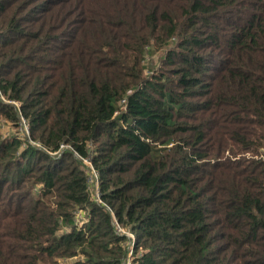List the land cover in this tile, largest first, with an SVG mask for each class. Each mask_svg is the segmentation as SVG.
Masks as SVG:
<instances>
[{"label": "trees", "instance_id": "trees-1", "mask_svg": "<svg viewBox=\"0 0 264 264\" xmlns=\"http://www.w3.org/2000/svg\"><path fill=\"white\" fill-rule=\"evenodd\" d=\"M0 96V264H264V0H0Z\"/></svg>", "mask_w": 264, "mask_h": 264}, {"label": "rangeland", "instance_id": "rangeland-1", "mask_svg": "<svg viewBox=\"0 0 264 264\" xmlns=\"http://www.w3.org/2000/svg\"><path fill=\"white\" fill-rule=\"evenodd\" d=\"M163 52L161 51H156V54L155 56L152 57H149V56H146L145 58V61H144V64H145V67H149V66H155L156 67H159L160 64L158 62V59H157V56L161 55ZM0 99L3 100L2 96H0ZM10 103V102H8ZM13 104H15L14 106L16 107L17 104L12 102ZM10 103L12 106L13 104ZM25 120L23 119H20L19 121V125L18 127H12L11 124L7 121H4V120H1V126H0V133L2 134V136H17V138L19 140H21V148H23V143H26L27 141L28 142H31L32 140H29L28 138V133L29 131L27 130V125L26 123L24 122ZM32 145L35 144L38 148L39 146L35 143V142H31ZM62 150H68V151H71V147L68 146V145H63L61 147ZM61 153L55 155L53 154L52 158L53 159H58L60 157ZM74 156L76 158L77 155L74 154ZM82 164H83V169L85 170V172L87 173V182L88 184L90 185V188H91V192L93 194V196H96L97 195V188H96V181H95V175L94 173H92L90 171V168H89V165L88 163H86L84 160H82ZM97 201H99V199L97 198ZM85 216L86 214L84 213V211L82 210H77V215H76V223L79 224V225H82L84 219H85ZM115 229L117 232L119 233H122V234H126V236L129 238L127 240V246L129 248V252L127 254L128 258L125 262V264H131V260H132V257H131V254L133 253V245H134V239H133V234L131 235L130 232L128 231H123L120 227L118 229L117 226H115ZM62 264V263H67L68 261H64V260H60V261H56L55 264Z\"/></svg>", "mask_w": 264, "mask_h": 264}, {"label": "built area", "instance_id": "built-area-1", "mask_svg": "<svg viewBox=\"0 0 264 264\" xmlns=\"http://www.w3.org/2000/svg\"><path fill=\"white\" fill-rule=\"evenodd\" d=\"M86 163H88V165H89V168H90V171L92 172V173H94V175H95V177H96V174H95V172H94V170L92 169V167H91V163H90V161L89 160H84ZM118 227V226H117ZM118 229H119V227H118Z\"/></svg>", "mask_w": 264, "mask_h": 264}]
</instances>
